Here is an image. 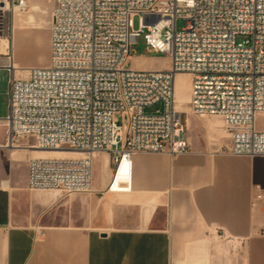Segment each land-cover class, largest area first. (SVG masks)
Returning <instances> with one entry per match:
<instances>
[{"label": "built area", "instance_id": "obj_1", "mask_svg": "<svg viewBox=\"0 0 264 264\" xmlns=\"http://www.w3.org/2000/svg\"><path fill=\"white\" fill-rule=\"evenodd\" d=\"M24 5L0 0V48L11 13ZM140 38L166 66H131ZM4 55L5 143L30 136L39 149L78 152L31 158L29 189L89 192L94 156L104 152L105 191L122 192L130 187L133 153L188 152L186 123L174 107L173 79L181 72L190 76L189 111L221 117L227 152L264 156L256 121L264 113V0H56L48 64L16 76Z\"/></svg>", "mask_w": 264, "mask_h": 264}, {"label": "crops", "instance_id": "obj_2", "mask_svg": "<svg viewBox=\"0 0 264 264\" xmlns=\"http://www.w3.org/2000/svg\"><path fill=\"white\" fill-rule=\"evenodd\" d=\"M55 1L11 13L0 62L8 52L16 76L48 64ZM153 64L142 56L136 67ZM187 141L179 155L133 153L126 191L69 197L65 213L60 193L27 188V168L17 185L8 170L0 264H264V156Z\"/></svg>", "mask_w": 264, "mask_h": 264}, {"label": "rangeland", "instance_id": "obj_3", "mask_svg": "<svg viewBox=\"0 0 264 264\" xmlns=\"http://www.w3.org/2000/svg\"><path fill=\"white\" fill-rule=\"evenodd\" d=\"M134 24L137 25V18H134ZM176 26L178 28L184 26V21L177 20ZM131 51V66L136 67L137 63L142 61V56L147 57L154 67L166 66L163 55L159 53H150L145 49L143 40L140 38L132 45ZM9 71L6 68L0 67V118H4L8 114V88H9ZM177 93L178 99L183 101V107L179 111L182 115V119L186 123V136L192 139V142L196 145L205 141L214 142L216 148L224 149L227 144L229 146V135L222 124L220 116L213 115H201L197 116L192 114L188 109L189 102V88L190 78L182 73H176L174 75L173 87ZM188 96L187 101H185ZM185 104V105H184ZM160 104H155L145 109L146 112H153L155 109L160 108ZM257 125L264 128V114H259L256 117ZM6 127L3 121L0 119V145L4 143ZM25 148H16L11 151L9 148L0 147V182L1 180H7V172H11V182L14 185L24 182L25 170L27 163L31 158H55L62 157V155L74 156L71 150H52V151H40L33 148L34 139L30 136L19 139L16 143ZM32 146V147H31ZM70 152V153H69ZM110 175V158L106 153H100L93 159L92 167V193L101 195L105 191V186L108 183ZM56 191V190H54ZM60 193V208L63 212L66 211L67 198L78 196L87 192H65L57 191ZM75 196V197H76ZM75 204L78 210L81 212V202L78 198H75Z\"/></svg>", "mask_w": 264, "mask_h": 264}, {"label": "bare ground", "instance_id": "obj_4", "mask_svg": "<svg viewBox=\"0 0 264 264\" xmlns=\"http://www.w3.org/2000/svg\"><path fill=\"white\" fill-rule=\"evenodd\" d=\"M5 48H6V40L5 39H2L1 40V51L3 52L4 50H5ZM15 67V66H14ZM16 68V67H15ZM183 75H186V76H188L189 78H190V76H189V74H187V73H183V72H181ZM174 80V79H173ZM173 91H174V107H175V110L177 111V112H179L181 109H182V107H183V101H181V100H179L178 99V96H177V93H176V91H175V86L173 87ZM187 99H188V96H186V98H185V101H187ZM185 105V104H184ZM188 105H189V102H188ZM259 114H264V113H259ZM258 114V115H259ZM2 120V119H1ZM3 121V123H4V120H2ZM5 124V123H4ZM6 133V132H5ZM0 147H4V148H9V149H11V151L13 150V149H16V148H25L24 146H20V145H18V144H15V145H12V144H10V143H5V140H4V143L2 144V145H0ZM32 147V146H31ZM33 148H35V149H38V150H40V151H52V150H45V149H39L38 148V146H35V145H33ZM71 151H73V150H71ZM74 153H76V155L78 154V152H76V151H73ZM70 153V152H69ZM69 155V154H68ZM95 156H97V155H95ZM94 156V157H95ZM2 184L3 185H7L8 184V181L7 180H3L2 181ZM55 192H57V191H55Z\"/></svg>", "mask_w": 264, "mask_h": 264}]
</instances>
